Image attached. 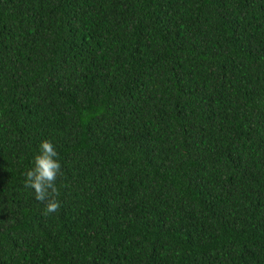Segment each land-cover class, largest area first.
I'll list each match as a JSON object with an SVG mask.
<instances>
[{
	"label": "trees",
	"instance_id": "16d2710c",
	"mask_svg": "<svg viewBox=\"0 0 264 264\" xmlns=\"http://www.w3.org/2000/svg\"><path fill=\"white\" fill-rule=\"evenodd\" d=\"M0 264H264V0H0Z\"/></svg>",
	"mask_w": 264,
	"mask_h": 264
},
{
	"label": "clouds",
	"instance_id": "9594fccd",
	"mask_svg": "<svg viewBox=\"0 0 264 264\" xmlns=\"http://www.w3.org/2000/svg\"><path fill=\"white\" fill-rule=\"evenodd\" d=\"M58 152L54 144L45 139L39 145V152L34 157L33 166L27 170L24 185L34 191L37 201L44 203L45 213H56L61 204L58 199L57 180L63 176Z\"/></svg>",
	"mask_w": 264,
	"mask_h": 264
}]
</instances>
